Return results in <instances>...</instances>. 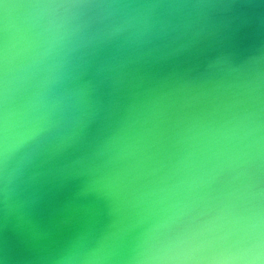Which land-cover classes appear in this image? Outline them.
I'll return each instance as SVG.
<instances>
[{"label":"water","instance_id":"1","mask_svg":"<svg viewBox=\"0 0 264 264\" xmlns=\"http://www.w3.org/2000/svg\"><path fill=\"white\" fill-rule=\"evenodd\" d=\"M0 264H264V0H0Z\"/></svg>","mask_w":264,"mask_h":264}]
</instances>
